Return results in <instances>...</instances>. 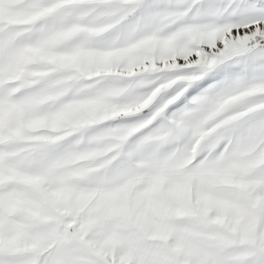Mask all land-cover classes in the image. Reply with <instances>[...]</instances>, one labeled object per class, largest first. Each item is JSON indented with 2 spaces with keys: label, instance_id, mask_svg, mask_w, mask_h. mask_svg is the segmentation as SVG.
I'll return each mask as SVG.
<instances>
[{
  "label": "snow or ice",
  "instance_id": "snow-or-ice-1",
  "mask_svg": "<svg viewBox=\"0 0 264 264\" xmlns=\"http://www.w3.org/2000/svg\"><path fill=\"white\" fill-rule=\"evenodd\" d=\"M0 264H264V0H0Z\"/></svg>",
  "mask_w": 264,
  "mask_h": 264
}]
</instances>
